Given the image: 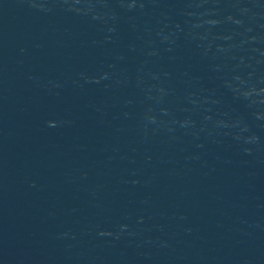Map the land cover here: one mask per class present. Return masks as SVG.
Wrapping results in <instances>:
<instances>
[{
  "label": "water",
  "instance_id": "water-1",
  "mask_svg": "<svg viewBox=\"0 0 264 264\" xmlns=\"http://www.w3.org/2000/svg\"><path fill=\"white\" fill-rule=\"evenodd\" d=\"M0 264H264V0H0Z\"/></svg>",
  "mask_w": 264,
  "mask_h": 264
}]
</instances>
